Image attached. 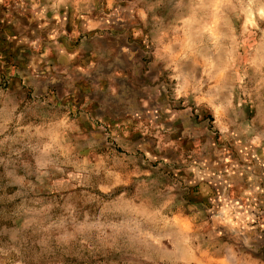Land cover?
I'll return each mask as SVG.
<instances>
[{
    "label": "rangeland",
    "instance_id": "obj_1",
    "mask_svg": "<svg viewBox=\"0 0 264 264\" xmlns=\"http://www.w3.org/2000/svg\"><path fill=\"white\" fill-rule=\"evenodd\" d=\"M0 264H264V0H0Z\"/></svg>",
    "mask_w": 264,
    "mask_h": 264
}]
</instances>
